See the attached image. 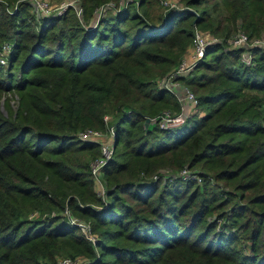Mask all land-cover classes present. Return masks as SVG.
Segmentation results:
<instances>
[{
    "label": "trees",
    "instance_id": "16d2710c",
    "mask_svg": "<svg viewBox=\"0 0 264 264\" xmlns=\"http://www.w3.org/2000/svg\"><path fill=\"white\" fill-rule=\"evenodd\" d=\"M77 1L0 0V264H264V43L229 44L264 37V0ZM195 31L196 104L162 130ZM86 130L114 146L96 176Z\"/></svg>",
    "mask_w": 264,
    "mask_h": 264
},
{
    "label": "built area",
    "instance_id": "2783aa9c",
    "mask_svg": "<svg viewBox=\"0 0 264 264\" xmlns=\"http://www.w3.org/2000/svg\"><path fill=\"white\" fill-rule=\"evenodd\" d=\"M39 1L40 0H32L36 13L40 12L41 14L47 16L48 15L59 16L68 7H72L74 9L76 16L79 17L81 14V8L78 6L79 3L76 0L70 2L63 1L61 2V6L57 7L56 10L54 11H50V7L46 1L44 2H39ZM74 3H76L75 7L73 6ZM208 43L209 42L203 36H201L197 31H195L193 34L191 47L189 49V51H191V55H186L172 72H170L166 77L162 78L159 81L158 85L161 88L166 89L167 91L173 93L176 96L178 102H180V106H181V112L176 115H172L169 112H165L162 113V115H160L157 120L150 119V121L154 120L158 124V127L160 129L162 130L174 129L180 126L181 124H183L185 120V115L183 113V108H182L184 101L188 102L191 106H194L196 104V99L189 90L185 89L182 91V95H178L176 94L175 90L172 88V85L176 77L182 74H187L194 68L196 62L204 54V49L208 45ZM263 43H264V37L261 40L250 41L247 38V36L242 32L236 33L229 42L232 48L234 47V48H245V49L250 48L251 46L260 47L261 44ZM9 52H10L9 44L3 43L0 45V64L2 66L6 65L7 62L6 57L8 56ZM247 54L248 53L241 54V61H243L246 64L249 62V59L246 56ZM108 132L111 136H113L112 129H109ZM103 137L104 136L102 134L94 130H86L79 134V139L83 141L85 140L97 141L99 139L100 141H102ZM112 151H113V144L111 145L110 140L106 142L102 141L100 145V157L91 164V173L93 176L97 175L98 170L111 157ZM179 174L185 177L188 176L186 170L180 171ZM55 264H77V263L75 261L63 259V260H58Z\"/></svg>",
    "mask_w": 264,
    "mask_h": 264
},
{
    "label": "rangeland",
    "instance_id": "374dc122",
    "mask_svg": "<svg viewBox=\"0 0 264 264\" xmlns=\"http://www.w3.org/2000/svg\"><path fill=\"white\" fill-rule=\"evenodd\" d=\"M44 1H46V0H40L39 2H44ZM76 1H77V0H76ZM46 2H47V1H46ZM61 2H63V1L58 2V4L48 3V2H47L48 5H49V7H50V11H54V10H56L57 7H60V6H61ZM77 2H78V1H77ZM59 4H60V5H59ZM75 5H76V3L73 4L74 7H75ZM91 27H93V26H91ZM9 45H10V44H9ZM12 47H13V45H10V52H9V54H10L11 51H12ZM256 47H257V46H256ZM186 54H187V55H191V51H187ZM202 56H203V55H202ZM246 56H247L248 59L250 60L249 54H247ZM201 58H202V57H201ZM201 58H200V59H201ZM200 59H199V60H200ZM240 60H241V59H240ZM195 65H196V64H195ZM173 84H175V85H176V84H177V85L179 84V88L182 86V85L180 84V82L177 81V80H176V81H173ZM185 89H186V88L183 86V87H181L180 90H181V92H182V91L185 90ZM184 121H185V120H184ZM183 124H184V122H183ZM183 124H181V125H183ZM181 125H180V126H181ZM180 126H178V127H180ZM178 127H177V128H178ZM113 147H114V146H113ZM112 153H113V151H112ZM111 156H112V155H111ZM64 259H65V258H64ZM62 260H63V259H62Z\"/></svg>",
    "mask_w": 264,
    "mask_h": 264
},
{
    "label": "crops",
    "instance_id": "0c3cea01",
    "mask_svg": "<svg viewBox=\"0 0 264 264\" xmlns=\"http://www.w3.org/2000/svg\"><path fill=\"white\" fill-rule=\"evenodd\" d=\"M174 86V87H173ZM172 88H175L177 91H178V89L180 90L181 89V87L179 88V84L177 85H175V84H173L172 85ZM174 89V90H175ZM181 91V90H180ZM193 106H191L188 102H186V101H184L183 102V105H182V108H183V111L185 112V113H188L189 112V110L192 108ZM184 113V114H185Z\"/></svg>",
    "mask_w": 264,
    "mask_h": 264
},
{
    "label": "water",
    "instance_id": "95a60500",
    "mask_svg": "<svg viewBox=\"0 0 264 264\" xmlns=\"http://www.w3.org/2000/svg\"><path fill=\"white\" fill-rule=\"evenodd\" d=\"M0 106H1V104H0ZM148 124H149V119H145V121H144V127H147L148 126Z\"/></svg>",
    "mask_w": 264,
    "mask_h": 264
}]
</instances>
